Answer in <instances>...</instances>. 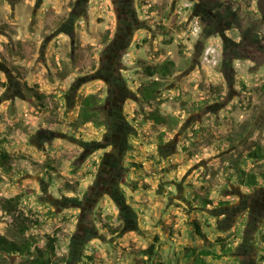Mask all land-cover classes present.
Wrapping results in <instances>:
<instances>
[{
    "label": "rangeland",
    "instance_id": "1",
    "mask_svg": "<svg viewBox=\"0 0 264 264\" xmlns=\"http://www.w3.org/2000/svg\"><path fill=\"white\" fill-rule=\"evenodd\" d=\"M120 1L0 0V145L19 158L11 174L0 171V202L23 193L22 210L41 223L29 236L43 246L57 234L64 264H197L204 249L222 255L204 257L209 264H263L264 221L250 224L248 211L264 218V160L249 158L264 148V53L225 56L192 1ZM245 1L257 10V0ZM121 48L135 98L122 108L110 92L109 129L75 128L84 97L104 104L108 89L123 95L116 75L97 74ZM166 60L174 72L149 105L137 92L151 80L145 67ZM25 83L47 95L43 106ZM153 112L177 125L158 124ZM238 164L260 186L244 185ZM206 196L228 203L204 206ZM12 221L0 205L1 234L13 237ZM153 244L147 261L139 252Z\"/></svg>",
    "mask_w": 264,
    "mask_h": 264
},
{
    "label": "trees",
    "instance_id": "2",
    "mask_svg": "<svg viewBox=\"0 0 264 264\" xmlns=\"http://www.w3.org/2000/svg\"><path fill=\"white\" fill-rule=\"evenodd\" d=\"M17 69V68H15ZM175 69V62L172 60H166L162 64H158L156 66H147L145 67L146 74L151 80L148 83L141 84L138 88L137 92L140 95V98L143 102L147 104H151L153 100H155L158 96L159 91L163 85V80L169 78ZM160 76L161 79H155L156 76ZM33 96L36 97L40 102H43L47 95L42 91L36 88L29 89ZM100 100L96 95L91 94L83 99L82 106L76 121L73 122L75 128L79 129L84 124L93 122L95 124H99L100 122V114L102 113L103 106L100 105ZM120 119L122 118L119 117ZM150 118L153 119L158 124L168 125L169 127H174L177 125V120H170L166 116L159 115L153 112L150 115ZM105 124V123H104ZM22 160L28 161L32 160L25 155L20 157ZM249 158L253 160H264V148L261 145H258L257 148L250 153ZM19 158L13 156L7 148L0 145V171L5 174H11L13 172V166L18 161ZM34 162V161H31ZM48 168L51 170H57L53 163H46ZM135 166L142 168V165H138L133 163ZM238 173L240 177V181L246 185L248 188H255L260 186L259 178L253 174L249 173L245 169H243L239 164L237 165ZM1 180V177H0ZM264 185V181L262 183ZM25 199V195L19 194L15 197L4 198L1 200L0 205L2 210L11 215L13 218L12 221V231L13 237H9L7 235L0 233V256L2 257V261L0 264H8L7 257L8 256H19L25 258V260L21 264H64L67 261L66 257H60L59 255V236L57 234L54 235H46L45 244L43 246L39 245L38 240L35 237H30L29 232L34 227L41 226L40 221L35 220L27 216L22 210V203ZM225 202H215L209 199L208 196L203 200L204 206H214L221 207ZM197 227L198 235L207 240L206 235L202 232L200 225L198 222H194ZM262 242H264V236H262ZM222 249L225 254L231 251L230 247H226L222 244ZM189 252L188 257L193 256L195 249H187ZM139 254L147 257V261L153 260V258L157 254L156 245H151L148 249L140 251ZM209 249H204L200 252V257L196 259L197 264H209L205 261L204 257L215 256L216 258H221V254H216ZM145 260H138V264H145ZM262 262L264 264V255L262 256Z\"/></svg>",
    "mask_w": 264,
    "mask_h": 264
},
{
    "label": "flooded vegetation",
    "instance_id": "3",
    "mask_svg": "<svg viewBox=\"0 0 264 264\" xmlns=\"http://www.w3.org/2000/svg\"><path fill=\"white\" fill-rule=\"evenodd\" d=\"M189 1H192L193 3L192 8L194 12V17L198 18L201 21V23H203L204 25L203 32L204 34L207 33L206 37H208V33H211L210 35L212 36L216 35L222 38L223 53L225 56L226 55L233 56L234 54L239 55V53L240 54L243 53V54H246V56L243 57L244 59H247L249 57L252 59V57L255 58L256 53H261V54L264 53V0H257V10L249 6L247 1L245 0H189ZM129 2L130 0H121L120 3H121L122 8L129 6ZM232 30H236L238 32L239 39L233 37L232 35H229V33ZM203 48H204V44L202 45V49ZM121 50H122L121 53H123V55L120 54V57L118 59H114V57H109L107 61L109 62L110 65H105V67H102L103 62H104L102 60L100 67L97 69V74L105 71L107 72L108 75H113V76L116 75L115 77L117 78L118 84H119L118 87L121 88L122 90L121 92H124L123 95H121V97L118 96L117 93L114 96L113 93L116 92V89H112V90L108 89V95L106 97L104 104L102 103L101 97H99V95L97 94H94L100 100V103H101L100 105L103 106L104 110L102 111V113L105 112V109H107L106 106H107L108 101L110 100V99L108 100L110 92H112L111 93L112 99L116 100L119 98V100H122V103H123L122 108L125 106L124 103L127 101L128 97L135 98V95L132 94L130 89L128 88L127 80L125 79L123 74L121 75V73L126 71L125 69L126 66L123 65V63L118 60L121 59V57L125 55L124 53H126L125 51L126 49L121 48ZM16 71L18 73L19 78L21 79L23 77L22 73L19 71V69H16ZM155 79H161V78L160 76L157 75ZM25 86L27 90L31 92L29 89L32 87H29L26 83H25ZM36 87L37 86L33 88H36ZM83 99L80 104L79 112L82 106ZM38 102L40 103L41 106L44 105L43 102H40L39 100ZM102 113L100 114L101 123H99L98 125L93 122H89V123L95 124L97 127H106L108 130L110 122L102 121ZM119 120L122 123L127 122L125 117ZM89 123H86L83 126ZM84 143L91 144L92 141L90 142L86 141ZM100 150H106V148L105 147L97 148V150L95 149V151H93V154L99 152ZM108 154H111V152L110 151L107 152L105 156ZM20 160L22 159L20 158ZM218 202H221V201H218ZM222 202H225V204L228 203L227 201H222ZM252 210H257V209L256 207H253L251 209V212H253ZM248 212L250 215V219H249L250 224L252 221H257V223H260V224L262 223L261 221H264V218L261 217L259 214H256V212L254 213H251L250 211ZM248 212H246L245 214L248 215ZM246 217L248 218V216ZM240 221H241V218H240Z\"/></svg>",
    "mask_w": 264,
    "mask_h": 264
}]
</instances>
